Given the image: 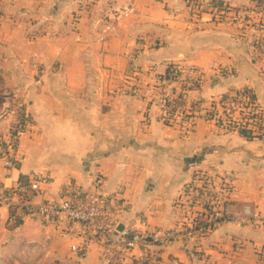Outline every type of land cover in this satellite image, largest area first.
<instances>
[{
  "label": "crops",
  "instance_id": "1",
  "mask_svg": "<svg viewBox=\"0 0 264 264\" xmlns=\"http://www.w3.org/2000/svg\"><path fill=\"white\" fill-rule=\"evenodd\" d=\"M194 2L0 0L8 83L33 85L36 65L45 71L29 94L32 122L17 169L0 165V196L31 174L49 181L34 201L57 199L68 183L91 191L99 181L102 194L124 203L122 227L140 230L142 220L146 230L171 229L181 216L176 201L200 171L227 183L220 191L231 207L249 205L264 217V134L246 139L202 118L184 133L161 117L158 76L169 65L200 74L187 104L247 88L264 114V36L249 25L260 17L254 3ZM129 4L132 13L117 18ZM4 138L1 128L0 143ZM13 224L0 205V264H102L98 245L82 241L78 224ZM208 244L221 263L264 264V227L224 223L201 243Z\"/></svg>",
  "mask_w": 264,
  "mask_h": 264
},
{
  "label": "built area",
  "instance_id": "2",
  "mask_svg": "<svg viewBox=\"0 0 264 264\" xmlns=\"http://www.w3.org/2000/svg\"><path fill=\"white\" fill-rule=\"evenodd\" d=\"M260 1L259 15L262 19L252 26L264 36V0ZM132 11V5L129 4L118 11L117 18L126 17ZM36 71L38 78L35 84L39 85L45 71L39 65H36ZM180 85L189 86L188 83L182 82ZM169 90L171 89L168 87L163 105L164 115L172 116L184 112L194 115L200 110L201 104L189 106L186 103V92H180L178 89L171 93ZM197 106L198 109L195 110ZM215 108L229 123L235 122L243 126H255L253 116L260 112L243 93L217 102ZM15 113V119L0 146V165L8 173L17 169L19 143L32 122L23 102L17 105ZM235 114L242 116L235 120ZM214 178L204 172H194L190 183L176 201L181 216L171 229L146 230L145 223L141 220L140 230L132 225H123L118 231L125 205L120 199L102 194L99 181L91 191H84L68 183L61 188L57 199L34 201L33 197L39 192L38 187L46 185L49 181L44 175L31 174L25 181L17 180L6 188L0 196V205L8 209L12 223L34 218L51 221L64 218L67 222L78 224L82 241L85 244L93 242L98 245L102 264H157L160 249L175 242L201 239L221 224L264 227V217L253 207H231L220 193L223 190L222 182L218 183L219 179ZM72 250L78 249L72 247Z\"/></svg>",
  "mask_w": 264,
  "mask_h": 264
},
{
  "label": "rangeland",
  "instance_id": "3",
  "mask_svg": "<svg viewBox=\"0 0 264 264\" xmlns=\"http://www.w3.org/2000/svg\"><path fill=\"white\" fill-rule=\"evenodd\" d=\"M192 1L194 2V0H192ZM215 11H217V10H215ZM256 11L259 12V7L256 8ZM260 19H262L261 16L259 17L258 21H260ZM242 20H243V18H242ZM255 23L256 22H251V24L247 23V25L248 24L254 25ZM6 60L7 59L0 57V129L2 128L3 130H5V138H6L7 131L9 130V127L12 125V123L15 119V115H16L15 110H16L17 105L19 103L23 102L27 108L28 101L30 100L29 94H31L36 88H38V86H40V85L35 84V82L38 78L37 77L38 73H37L35 68H34L35 70L33 69L32 79H31V83H33V85L29 84V85L23 86V85H18V83H16V84L8 83L7 79L5 78L7 76L6 71H8V69L7 70L3 69V67H4L3 65L8 64V62ZM33 63L34 62H32V60H30L28 62V65L31 66V65H33ZM44 75H42V76H44ZM199 77H200V74L196 71H193L192 69H188V70H182L181 69L180 77L178 79H176L174 82L168 83L167 81H164V82H161V84H159V88L157 91V93H158L157 97H158V100L160 101L159 104H160V109H161L162 120L163 119L168 120L170 123L169 125H171V126H175V125L179 126L180 128L183 129L184 133L190 132L192 130V127H193L196 119H198V118H202V119L207 120V121H212L215 123V125L217 124V122L222 120L221 126L220 127L218 125H216V126H218L220 129H223L225 131H230V132L233 130L235 131L236 128L233 127L231 124H229V122L226 120V117L223 116V114L221 112H218V111L213 110L211 108V102H207V103L196 102V103H194L196 105H198V103L201 104L200 110L197 111V113L194 114L186 122H182V123L180 122V118H181L180 114H176V115H172V116H168V115L163 114V105H164L165 96L168 93V87H169V89H171L169 91H171V93H174L176 90L180 89L181 86H185V85H180V83L182 82V84L188 83L189 87H190L189 89L195 90L194 88L197 85L196 80L199 79V81H200ZM189 91H187L186 93H188ZM234 95H236V93L231 95V97ZM213 102H215V101H213ZM217 102H218V100L215 103H217ZM253 103L255 104V101ZM188 105L190 106L193 104H188ZM197 109H198V106L195 108V110H197ZM257 109L259 110L258 107H257ZM186 110L189 111V109H186ZM212 111L214 112L213 114H211ZM190 112H192V111L190 110ZM241 116L242 115H240V114L239 115L235 114L234 119L239 120L241 118ZM230 126H232V127H230ZM243 127L252 129L256 135L261 136L262 134H264V128L259 129L257 124L255 126L244 125ZM257 137H259V136H257ZM5 138H4V140H5ZM214 179H219L221 182L223 181L220 178H218L217 176ZM226 184H227L226 182H222L221 185H226ZM211 233H209L207 236H205L201 239L200 238H194L193 240L175 242V243L168 245L169 247L168 246L164 247L165 250H163V252L161 254L159 252L157 264H223V263L225 264L226 261L225 262L222 261L223 263H221V262L217 261L216 259H215L216 261L214 260L213 256L217 257V254H216V252L214 254L209 253V251L211 250L210 248H212L209 244H208V246L207 245H204V246L201 245V243L203 241H205L207 238H209ZM166 248H168V249L166 250ZM99 254H100V250H99ZM16 260H17L16 264H25V262H23V260H19L18 258Z\"/></svg>",
  "mask_w": 264,
  "mask_h": 264
},
{
  "label": "trees",
  "instance_id": "4",
  "mask_svg": "<svg viewBox=\"0 0 264 264\" xmlns=\"http://www.w3.org/2000/svg\"><path fill=\"white\" fill-rule=\"evenodd\" d=\"M254 3V6L257 8L260 6L261 4V1L260 0H250ZM217 3V2H216ZM193 71H195L194 69H192ZM180 74H181V69L180 67L176 66V65H169L165 71V73L161 76H158V80L160 82H164V81H167L168 83H172L174 82L176 79H178L180 77ZM200 78V77H199ZM197 81V85L196 87L194 88L195 90L196 89H199L200 87V84H199V79L196 80ZM190 87H185V86H181L180 87V92H187L191 89H189ZM239 93H243V94H246L248 97H249V100L254 102L255 101V97L254 95L252 94V92L247 89V88H243L239 91L236 92V95L239 94ZM181 95V94H180ZM231 96L230 95H222L221 97H219L218 99V102L220 101H223L225 99H228L230 98ZM217 103L215 102H211V108L213 110H215V106H216ZM214 112L212 111L211 114H213ZM193 115L192 114H186L185 112L184 113H181L180 114V122H186L187 120H189ZM253 118L255 119L254 121V125H258L259 129H262L264 128V114L260 111L258 114L254 115ZM163 122L165 125H168L170 126L169 124V121L168 120H164L163 119ZM221 122L222 121H219L217 122L216 125H218L219 127L221 126ZM229 124H231L233 127L236 128L235 132L240 136V137H243V138H246V139H250V138H254V137H257V136H260V135H256L254 133V131L250 128H245L243 127V125L241 124H238V123H235V122H230ZM230 126V127H232ZM234 131V130H233ZM0 146H1V143H0ZM26 180V177L24 176H20L18 178V181H25ZM21 221H17L15 222L13 225L16 227L20 224Z\"/></svg>",
  "mask_w": 264,
  "mask_h": 264
},
{
  "label": "water",
  "instance_id": "5",
  "mask_svg": "<svg viewBox=\"0 0 264 264\" xmlns=\"http://www.w3.org/2000/svg\"><path fill=\"white\" fill-rule=\"evenodd\" d=\"M122 229V225H119L117 230L120 231Z\"/></svg>",
  "mask_w": 264,
  "mask_h": 264
}]
</instances>
